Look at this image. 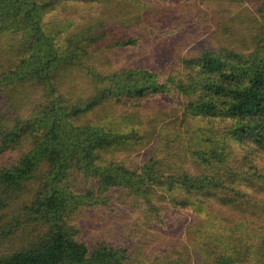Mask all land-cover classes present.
Segmentation results:
<instances>
[{
    "label": "trees",
    "instance_id": "16d2710c",
    "mask_svg": "<svg viewBox=\"0 0 264 264\" xmlns=\"http://www.w3.org/2000/svg\"><path fill=\"white\" fill-rule=\"evenodd\" d=\"M114 1L0 0V158L26 149L0 170V264H136L127 245L93 236L100 230L87 219L79 224L96 206L112 209L114 194L160 226L165 214L176 221L181 212L202 214L211 206L239 214L259 231L244 234L236 224L237 242L222 252L212 239L203 264H264V0L248 20L230 18L246 25L239 28L243 37L225 29L227 43L179 58L172 74L112 65L114 55L145 43L142 33L129 34L135 23L51 18L69 6ZM151 1L153 16L138 22L148 34L166 29L161 20L185 2ZM205 15L195 24L206 32L223 27V9ZM94 53L109 66L91 64ZM75 75L87 81L89 94L73 92L76 78L65 88ZM167 102L173 117L180 112V124L210 125L195 132V147L181 140L177 121L173 131L158 132L156 120L138 113L123 129L103 117L106 106L142 114ZM135 150H147L140 168L105 160ZM174 151L190 154L192 165L168 166ZM220 223L213 219V228ZM179 260L167 262L185 264Z\"/></svg>",
    "mask_w": 264,
    "mask_h": 264
},
{
    "label": "rangeland",
    "instance_id": "374dc122",
    "mask_svg": "<svg viewBox=\"0 0 264 264\" xmlns=\"http://www.w3.org/2000/svg\"><path fill=\"white\" fill-rule=\"evenodd\" d=\"M184 1V3L178 5L173 13L165 16L161 20L162 22L159 21L165 24L166 29L154 34L147 33L148 28H146L145 23H138L147 20L150 13L153 16L155 6L151 0H115L111 3L95 6H69L59 10L56 16L51 18H55L57 23H65L70 20L83 23L84 19L91 20L94 18L116 22L117 24L123 22L131 25L135 23L136 27L129 34L138 37L142 33L145 36V43L143 46L134 48L131 51L114 55L112 65H148L154 69H161L160 71L163 73L172 74L177 68L179 58L191 56L198 52L201 47L219 48L227 43L228 38L225 29H229L230 33H234V38L238 37V32L242 36L239 28H246V25L239 26L240 21L230 22V18L234 20L237 17H242L241 19L244 22L254 16L260 6V0H233L223 3H210L205 0ZM222 9L226 15L225 20L221 22L223 27H218L214 23L215 27L212 26L211 31L206 32V25L202 23L195 24L199 21V18L207 19L205 13L211 14ZM90 63L99 70H101L100 66H102V69L109 66L106 56L99 53H94L93 61ZM73 78H76L77 81L74 82V84H77L74 93L85 95L91 92L87 81L79 75L67 78L65 88L72 85ZM27 96L31 99L36 95L31 92ZM171 106V102L161 103L159 108L145 110L142 114L139 111L123 107L106 106L103 117H109L110 122L119 125L123 129V126L127 124L124 120L134 119L138 113L144 121H147L148 118L151 121L156 120L158 132L162 129L171 132L175 128L172 122L177 121V115H180V112H178L176 117H173L169 109ZM132 125L133 123L130 121L128 127ZM200 127L202 130L207 131L206 128H210V125L199 120L187 122L185 125L177 121L176 128L185 145L193 147L195 145V132ZM128 129L131 130L132 128ZM186 132H189L191 138L187 137ZM25 151L26 149H20L1 157L0 170L12 165ZM174 152L178 154L171 160H166L168 166L181 169L192 165L188 158L190 154H181L179 151ZM235 152L238 154L239 151L235 148ZM146 153L147 150L114 152L108 155L105 160L107 162H120L129 168L137 169L143 164ZM159 155L161 154L159 153ZM185 155L187 156L185 157ZM236 157L237 155L234 158ZM120 196L121 194L113 195L115 199L111 203L112 209L96 206L93 211L87 212L86 217H79V224H81V227L84 226L87 219L94 228L100 230L92 231L93 236L100 233L102 238L106 237L116 245H127L132 250L135 258L134 263L136 264H168L167 261L169 260L176 261L179 259V261H184L185 264H203L208 255L205 246L207 243L211 245L212 239H215L219 245L218 251L223 252L237 242L235 235L231 234V229L236 224L241 225L244 234L259 231L261 227L260 224L244 221V218L239 214L213 206L202 214L196 210L181 212L182 217L177 218L176 221L169 219V214H165V226H160L156 224L154 218H148L143 210H138L139 208L134 205V202L130 201L129 204L121 205L118 200ZM169 211L175 213L172 207ZM215 218L221 220L222 223L213 228L212 223Z\"/></svg>",
    "mask_w": 264,
    "mask_h": 264
}]
</instances>
